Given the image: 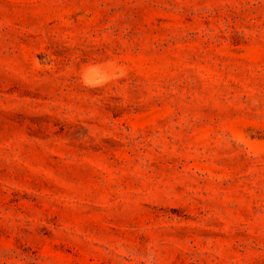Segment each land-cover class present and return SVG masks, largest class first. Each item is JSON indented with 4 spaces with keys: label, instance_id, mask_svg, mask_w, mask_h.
<instances>
[{
    "label": "rangeland",
    "instance_id": "obj_1",
    "mask_svg": "<svg viewBox=\"0 0 264 264\" xmlns=\"http://www.w3.org/2000/svg\"><path fill=\"white\" fill-rule=\"evenodd\" d=\"M0 264H264V0H0Z\"/></svg>",
    "mask_w": 264,
    "mask_h": 264
}]
</instances>
